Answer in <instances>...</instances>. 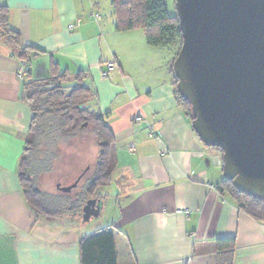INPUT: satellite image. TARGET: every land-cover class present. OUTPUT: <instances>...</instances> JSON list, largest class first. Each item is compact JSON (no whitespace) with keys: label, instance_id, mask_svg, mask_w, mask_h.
Returning <instances> with one entry per match:
<instances>
[{"label":"crops","instance_id":"crops-1","mask_svg":"<svg viewBox=\"0 0 264 264\" xmlns=\"http://www.w3.org/2000/svg\"><path fill=\"white\" fill-rule=\"evenodd\" d=\"M0 6L20 46L45 51L32 59L33 76L51 60L87 73L97 97L92 106L105 115L118 157L98 198L97 217L111 200L107 221L93 227L79 214L51 218L30 207L19 178L32 117L17 75L21 47L0 34V264H81V239L105 228L114 235L118 264H194L198 256L207 264L223 237L236 238L234 264H264V222L221 193L222 152L205 146L177 98L176 51L149 45L140 29L117 31L97 0H0ZM112 60L117 66L104 76ZM180 208L192 214H177Z\"/></svg>","mask_w":264,"mask_h":264},{"label":"water","instance_id":"water-1","mask_svg":"<svg viewBox=\"0 0 264 264\" xmlns=\"http://www.w3.org/2000/svg\"><path fill=\"white\" fill-rule=\"evenodd\" d=\"M182 45L173 62L192 127L221 150L223 176L264 200V0H175ZM74 185L59 190L70 192ZM100 199L84 205L98 216Z\"/></svg>","mask_w":264,"mask_h":264},{"label":"trees","instance_id":"trees-1","mask_svg":"<svg viewBox=\"0 0 264 264\" xmlns=\"http://www.w3.org/2000/svg\"><path fill=\"white\" fill-rule=\"evenodd\" d=\"M111 4L117 31L141 29L151 46H177L171 63L173 71V62L183 38L179 18L170 15L167 0H111ZM0 34L10 43L21 47L19 57L22 61L26 60L31 64L34 57L45 53L43 49L33 45L20 46V34L10 28L6 6H0ZM86 80L85 71L72 73L67 69L62 70L53 60L45 73L33 76L30 69L24 79L23 88L32 117L24 154L19 161V178L28 204L37 214L54 218L82 213L81 207L89 199L100 198L99 188L112 180L118 163L116 139L106 123L105 115L93 108L92 102L97 97ZM173 80L177 98L192 123L189 102L177 90L178 79L174 74ZM87 127L96 137L99 146L95 171L83 184L79 198L75 201L65 200L62 195H57L59 200L50 202L37 187L38 149L46 143L44 140L49 133L57 131L70 140L79 131L89 129ZM220 191L228 194L240 210L255 220L264 222L263 199L241 192L231 180L225 178ZM215 243L214 264H234L236 238H218ZM80 254L81 264H118L114 235L106 228L81 239Z\"/></svg>","mask_w":264,"mask_h":264},{"label":"rangeland","instance_id":"rangeland-1","mask_svg":"<svg viewBox=\"0 0 264 264\" xmlns=\"http://www.w3.org/2000/svg\"><path fill=\"white\" fill-rule=\"evenodd\" d=\"M100 12L107 18H113V7L111 0H97ZM169 13L172 17H178L175 0H167ZM141 30V29H140ZM143 32V30H141ZM168 50L175 52L177 46L168 47ZM31 69V65L29 70ZM25 79V78H24ZM140 116V115H138ZM89 128V127H87ZM73 139L68 140L60 132L49 133L46 143L38 149L39 155L36 161L37 171V187L45 193L50 202H57V195H62L65 200H76L79 198L80 190L83 184L93 175L96 162L98 159L99 146L96 137L90 133V128L81 130L76 133ZM67 141H70L68 143ZM40 168V169H39ZM80 179L79 184L70 192L59 190L58 185L62 187H70ZM33 179V177L30 176ZM106 186V185H105ZM105 186L100 187L99 192L103 191ZM106 188L104 190L107 191ZM107 206L103 209L101 216H93L87 221L89 226L99 225L103 219L108 220V209L111 207V200H107ZM85 205V204H84ZM84 206L81 207L80 216L83 215ZM112 211V212H111ZM110 211L113 214L114 208ZM66 216V215H65ZM54 217V218H62ZM194 264L202 261L201 257L196 258ZM215 256L210 259L207 264H214Z\"/></svg>","mask_w":264,"mask_h":264},{"label":"built area","instance_id":"built-area-1","mask_svg":"<svg viewBox=\"0 0 264 264\" xmlns=\"http://www.w3.org/2000/svg\"><path fill=\"white\" fill-rule=\"evenodd\" d=\"M75 26H76L75 24H71L69 27L72 29ZM116 66H117V63L114 60L107 62L106 68L104 70H102L103 75L106 76L109 73V71L116 68ZM29 67H30V63L28 61H26V60L21 61L20 67H19L18 72H17L18 78L20 80H24V78L26 77V75L29 71ZM136 119H137V121H142L143 117L137 116ZM132 146L134 147V145H132ZM176 213L180 214V215H184V216H190L192 214V210L189 208H180V209L176 210Z\"/></svg>","mask_w":264,"mask_h":264}]
</instances>
